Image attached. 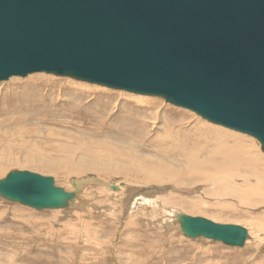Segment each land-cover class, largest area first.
I'll list each match as a JSON object with an SVG mask.
<instances>
[{"label":"rangeland","instance_id":"rangeland-1","mask_svg":"<svg viewBox=\"0 0 264 264\" xmlns=\"http://www.w3.org/2000/svg\"><path fill=\"white\" fill-rule=\"evenodd\" d=\"M35 78L49 79V84L27 86V81ZM50 81L58 83H50ZM80 82L45 73L32 74L26 78L13 77L6 82H0V141L2 140L0 142V158L2 159L0 161L2 162L0 163L3 166L0 171L2 172L0 180L14 171H28L51 177L58 187L70 192H78V198L70 204L69 208L63 210L39 211L0 197V264H264V188L252 192L251 202L240 201L247 188L244 181L247 179L245 162L240 167H236L234 175L221 177L222 180L215 176L219 171V169L216 170L217 167L222 169L224 165L227 166L225 154L237 155L236 159H240L241 155L243 158L249 155L248 158L256 160L264 158V151L261 150V143L257 139L212 124L196 113L175 107L160 97L135 95ZM69 85L72 87L68 88ZM73 85L90 87L94 90L85 92V95H77L79 98H76L73 91H77L74 90ZM38 86L42 87L41 91ZM95 95L99 96L96 98ZM85 96L86 99H84ZM137 96L152 104L149 109L155 110L156 116L150 117L148 115L150 111L144 113L132 107L131 103H137L135 100L138 99ZM91 101L93 103H90ZM26 109L29 111H25ZM164 110L165 118L162 116ZM173 110L176 113L181 112V116L178 118L171 116ZM14 112L18 113L12 114ZM170 118L175 122H169ZM181 123L184 125L186 123L187 127ZM195 124L208 127L212 125L216 131L220 129V133H223L225 137L234 136L237 139L229 140L227 141L229 145H224L211 138L201 140L202 137L196 134L192 138L194 141L183 144L182 135L187 136L179 131L187 133L190 131L188 127ZM224 129L225 132L222 131ZM7 140H10L12 144L6 145ZM139 140H142L143 145L145 143V147L141 145L139 147L137 143L133 148L130 147L132 143ZM200 148L203 150H198ZM232 148L235 151L234 149L231 151ZM156 149H167L173 158L182 156V160L188 165H170L171 169L174 168L172 174L165 170H161L159 174H153L154 180L167 178L165 183L138 184L142 189L155 193H153L154 197H150L151 195L148 196L145 192V197L150 200L151 198L159 200L156 207L153 202H150L134 208L132 204L135 198L130 197L126 203L127 206L120 209L118 202L114 201L115 198H112L110 194L122 193L121 188H125L127 184L131 188L136 186L126 180L127 176H124V172L121 171L123 168L132 169L129 164H126L129 162L121 158L119 159L122 162L119 159L112 161V156H124L127 152L131 158H133L132 155H139L144 160L148 158L155 160L152 153L154 154ZM192 150L195 152L192 153ZM226 150L229 151L228 154ZM114 151H117L116 154ZM202 151L204 153L201 154ZM230 151L236 152L235 155ZM215 152L217 155L219 153L218 156L215 154L216 158ZM197 158L198 160H195ZM178 159L175 160L178 161ZM206 159H210L208 163L206 162L207 164ZM175 160L169 158L164 162L173 164ZM188 160L191 165L193 164L195 172L194 169L190 170L193 167L189 165ZM196 161L197 164L201 162V169H197ZM263 165V161L255 163V167H261L260 169L264 168ZM134 166L135 170L140 168L139 172L148 167L140 163ZM167 167L169 168V165ZM241 167L242 169L245 167L244 170H241ZM153 168L154 166H151L146 171L151 172ZM201 170L203 172L199 173ZM229 170L228 167V173L231 172ZM240 175H244L246 179ZM238 176L240 178H237ZM250 178L252 187L260 186L256 181L257 177ZM89 179L92 182L84 188L83 183L90 181ZM225 179L231 180V188L233 191L236 189V194L226 195L229 190L224 185L227 183V181L224 182ZM75 180H81L78 187L74 186ZM98 181L101 183L98 184ZM80 184L83 185L80 186ZM111 186L117 189L113 191ZM124 195L123 198H126L128 194ZM115 196L122 197L121 194ZM171 200L172 203H170ZM191 204H195V207H190ZM148 209L151 213L147 212ZM169 209L175 213L204 217L218 224L242 226L249 231L251 237L244 249L231 248L202 238L187 239L176 227L177 220L166 211ZM129 222L132 224L126 225ZM71 234H73L72 237H70ZM68 246L72 248L69 249Z\"/></svg>","mask_w":264,"mask_h":264},{"label":"water","instance_id":"water-1","mask_svg":"<svg viewBox=\"0 0 264 264\" xmlns=\"http://www.w3.org/2000/svg\"><path fill=\"white\" fill-rule=\"evenodd\" d=\"M36 73L160 97L264 151V0H0V82ZM4 200L63 210L78 192L28 171ZM187 239L244 249L239 225L178 215Z\"/></svg>","mask_w":264,"mask_h":264},{"label":"bare ground","instance_id":"bare-ground-1","mask_svg":"<svg viewBox=\"0 0 264 264\" xmlns=\"http://www.w3.org/2000/svg\"><path fill=\"white\" fill-rule=\"evenodd\" d=\"M42 78V77H41ZM47 81V82H46ZM49 79H47V80H44V78L43 79H30V81H27V86H29V85H42V83L43 84H49ZM53 81V80H52ZM52 81H50V83L52 82ZM57 81H59V80H57ZM62 82V81H61ZM78 82V81H77ZM52 83H58V82H52ZM81 83V82H80ZM72 84V83H71ZM88 84V83H87ZM86 84V85H87ZM67 85H68V83H67ZM83 85V84H82ZM35 86H34V89L36 90V88H35ZM45 86V85H44ZM56 85L54 84V87H55ZM60 86V85H59ZM62 86H63V84H62ZM74 87V90H76L77 92H74L73 91V95H76V98L80 95V94H82V95H85V92H89V91H91V90H94V89H91L90 87H84V86H78V85H73ZM89 86V85H88ZM26 87V86H25ZM47 87V86H46ZM71 88L72 86H68V88ZM101 87V86H100ZM38 88H39V86H38ZM42 88V87H41ZM41 88H39L40 89V91H41ZM65 88V87H64ZM39 89H37V90H39ZM44 90V89H43ZM68 90V89H67ZM70 90V89H69ZM72 90V89H71ZM104 90V89H103ZM102 90V91H103ZM99 91H101V89L99 90ZM40 94H41V92H40ZM55 94V93H54ZM90 94V93H89ZM88 94V95H89ZM127 94V93H126ZM78 95V96H77ZM87 95V94H86ZM91 95V94H90ZM99 95H103V94H99ZM99 95H95L94 97H98ZM136 95V94H135ZM134 95V96H135ZM125 96H129V95H125ZM131 96V95H130ZM133 96V97H134ZM121 97V96H120ZM132 97V98H133ZM139 97L140 96H137V98L138 99H135L136 101H137V103L136 104H134V103H131L132 104V107H134L135 109H138V111H143L144 113L145 112H147V111H150V114H148V115H150V117H154V116H156V114H155V110H153V109H149V107L152 105L151 103H149V102H147V101H143V100H145V99H143V100H141V99H139ZM73 98V97H72ZM75 98V99H76ZM79 98V97H78ZM84 98V97H83ZM88 98V97H87ZM125 98V97H124ZM141 98V97H140ZM147 98V97H146ZM74 99V98H73ZM72 99V100H73ZM84 99H86V96H85V98ZM94 99V98H93ZM101 99V98H100ZM123 99V98H122ZM128 99H129V97H128ZM98 100V99H97ZM127 100V99H126ZM43 101V100H42ZM45 101V100H44ZM128 101V100H127ZM96 102V101H95ZM98 102V101H97ZM100 102H101V100H100ZM130 102H131V100H130ZM134 102V101H133ZM151 102V101H150ZM90 103H93L92 101L90 102ZM106 103V102H105ZM126 103V102H125ZM91 105V104H90ZM95 105V104H94ZM103 105V104H102ZM141 105H143V106H141ZM155 106V105H154ZM127 107V106H126ZM131 107V109H133ZM45 108V107H44ZM152 108V107H151ZM130 109V108H129ZM25 111H29L28 109H26ZM48 111V110H47ZM133 111H135V110H133ZM172 111V110H171ZM16 113H18V112H14V113H12V114H16ZM21 113H22V111H21ZM26 113H30V112H26ZM37 113V112H36ZM148 113V112H147ZM168 113V112H167ZM170 113V112H169ZM168 113V114H169ZM181 113V112H180ZM180 113H176V111H174L173 110V112H171V116H174V118H178V117H180L181 116V114ZM183 113V112H182ZM140 114H142V113H140ZM164 114H165V110H164V113H162V116L165 118V116H164ZM180 114V115H179ZM22 115V114H21ZM20 115V116H21ZM44 115V114H43ZM46 115V114H45ZM138 115V114H137ZM160 115V114H159ZM147 116V115H146ZM43 117V116H42ZM162 117V118H163ZM169 117V116H168ZM185 119H188V117H185ZM2 122H3V120H1ZM167 121V120H166ZM169 122H175V121H173V120H171V118L169 119ZM179 122V121H178ZM181 125H184V123H181ZM184 126H186L187 127V124L185 123V125ZM211 127H208V126H205V125H203V124H195L194 126H189L188 128H190V131H188L187 133L186 132H182V131H179V133H181V134H184V135H186L187 137H185V136H183L182 135V137H183V141H184V143L183 144H185V142H187V143H190L191 141H194L192 138L194 137V136H196V134L198 135V136H201L202 138H201V140L204 138V139H207V138H211V139H214V140H216V141H219V143L221 142V143H224V145L226 144H228V142L227 141H229V140H231V141H234V140H236L237 139V137H236V139L234 138V136L233 137H225L224 135H223V133H220V129H219V131L217 130L216 131V129H214V128H212V125H210ZM185 128V127H184ZM183 129V128H182ZM187 129V128H186ZM32 130V129H31ZM222 131H224L225 132V129L224 130H222ZM221 131V132H222ZM227 132V131H226ZM230 133H231V131H229ZM1 133V132H0ZM228 133V132H227ZM50 134H52V133H50ZM232 134V133H231ZM147 135V134H146ZM168 135V134H167ZM225 135H227V134H225ZM169 136V135H168ZM59 137H60V135H59ZM241 137V136H240ZM173 138V137H172ZM238 138H239V135H238ZM241 138H243V137H241ZM240 138V139H241ZM59 139V138H58ZM161 139H162V137H161ZM233 139V140H232ZM239 139V140H240ZM167 140V139H166ZM169 140V139H168ZM171 140V139H170ZM210 140V139H209ZM209 140L207 141V142H209ZM2 141V140H1ZM0 141V142H1ZM142 141V140H141ZM141 141L139 140L138 142H134V143H129V144H131L130 145V147H132L133 148V146H134V144L135 143H137V144H139V147H140V145H141V147H145V143H144V145L141 143ZM163 141V140H162ZM183 141H181V142H183ZM206 141V140H205ZM242 141V140H241ZM4 142V141H3ZM7 144L6 145H8L9 146V144H12L11 143V141L10 140H7ZM129 141H127V143H128ZM180 142V141H179ZM213 142V141H212ZM215 142V141H214ZM239 142V141H238ZM243 142H244V140H243ZM151 145L153 144V142H149ZM201 143H202V141H201ZM211 143V142H210ZM217 143V142H216ZM220 143V144H221ZM234 143V142H233ZM128 144V145H129ZM156 144V143H155ZM169 144V143H168ZM178 144V143H177ZM195 144H197V143H195ZM194 144V145H195ZM203 144V143H202ZM205 144V143H204ZM219 144V145H220ZM147 145V144H146ZM174 145V144H173ZM175 145H176V143H175ZM193 145V144H192ZM217 145V144H216ZM229 145V144H228ZM238 146H240L239 144H237ZM245 145V144H244ZM181 146V145H180ZM189 146V145H188ZM196 146V145H195ZM204 146V145H203ZM214 146H215V144H214ZM221 147L223 146V145H220ZM220 146L218 147V148H220ZM235 146V145H234ZM237 146V148H238V150H239V147ZM5 147V146H4ZM62 147V146H61ZM125 147V146H124ZM171 147H172V145H171ZM174 147H176V146H174ZM178 147H179V145H178ZM198 147H200V146H198ZM208 147H209V145H208ZM213 147V146H212ZM245 147V146H244ZM8 148V147H7ZM165 148V147H164ZM169 149H170V147H168ZM185 148H187V147H185ZM204 148V147H203ZM203 148L201 149H198V150H203ZM214 148V147H213ZM224 148H227V146L225 147L224 146ZM223 148V149H224ZM235 148V147H234ZM234 148H232L231 149V151H233V149ZM237 148H235V149H237ZM5 149H6V147H5ZM119 149V148H118ZM117 149V150H118ZM176 149H177V147H176ZM180 149V148H179ZM191 148H189V150H190ZM196 149V148H195ZM207 149V148H206ZM215 149V148H214ZM222 149V150H223ZM235 149H234V151H235ZM246 149H247V147H246ZM59 150V149H58ZM181 150V149H180ZM186 150H188V148L186 149ZM197 150V151H198ZM216 150H220L221 151V149H216ZM227 150H230V149H227ZM226 150V152H227V154L229 153V151H227ZM237 150V151H238ZM248 150V149H247ZM247 150H246V152H247ZM250 150V149H249ZM251 150H252V148H251ZM254 150V149H253ZM257 150V149H256ZM262 150V149H261ZM260 150V151H261ZM2 151H3V149H2ZM8 151V150H7ZM119 151V150H118ZM125 151V150H124ZM182 151V150H181ZM180 151V152H181ZM194 150H192V153H194L193 152ZM205 151V150H204ZM208 151V150H207ZM212 151V150H211ZM219 151V152H220ZM231 151H230V153H231ZM240 151H242V150H240ZM115 152V154H116V152L117 151H114ZM132 152V151H131ZM135 152V151H134ZM149 152V151H148ZM179 152V153H180ZM184 152H185V150H184ZM188 152V151H187ZM199 152V151H198ZM198 152H197V154H198ZM218 152V151H217ZM225 152V153H226ZM251 152V151H250ZM151 153V152H150ZM173 153V152H172ZM186 153V152H185ZM190 153H191V151H190ZM190 153H188L189 154V156L191 155ZM202 153H204L203 151L201 152V154ZM210 153V152H209ZM221 153H223V152H221ZM236 153V152H235ZM235 153H231V154H234L235 155ZM238 153V152H237ZM239 153H243V152H239ZM238 153V154H239ZM123 154V153H122ZM184 154V153H183ZM211 154V153H210ZM215 154H216V152L214 153V156H215ZM4 155V154H3ZM63 155V154H62ZM132 155V154H131ZM152 155L156 158H154L155 160H150V158H148L147 159V157H146V159L147 160H144L143 158H141V157H139V155H132L133 156V158H131L130 157V155L129 154H127V152L126 153H124V156L122 155V156H118V157H116L115 155H113L112 156V158H111V160L112 161H115L116 159H119V158H121V159H125L126 161H128L129 163H126V164H129V166H131L132 167V169L130 170V169H126V168H123V167H121V168H123L121 171L122 172H124V176H127L126 178V180H129V182L132 184V185H135L136 187L135 188H131L128 184L125 186V188L123 187V188H121V191H123L122 193H118L119 194V196H120V194L122 195V197H117V196H115V195H118V194H110V196H112V198H115V199H113L114 201H117L118 202V204H119V206L121 207L120 209H123V208H125L127 205H126V203L129 201V199H130V197H132V198H135L134 200H135V202H134V204H132L133 206H134V208L136 207H141L142 206V204L144 205V204H148V203H154V207H156L157 205H158V203H159V200L157 201V199H154V198H151L152 200H150V199H147L146 197H145V194L146 193H148V196H150V197H154V195H153V193L154 192H150V190H146L145 188H141L140 186H138V184L139 185H141V183H146V184H149V183H151V184H158V183H165L166 182V179L167 178H160V179H156V180H154L153 179V174H159L160 172H161V170H165L166 172H169L170 174H172L173 172H174V168L173 169H171L170 168V165H174V164H176V165H184L185 163H184V161L182 160V156H180V155H178V156H180V158L178 159V158H173V156L170 154V151H167V149H162V150H159V149H156V151L154 152V154L152 153ZM187 155V154H186ZM193 155V154H192ZM206 155V154H205ZM218 155H219V153H218ZM217 154H216V156H218ZM224 155V154H223ZM244 155V154H243ZM102 156V155H101ZM199 156V155H198ZM214 156H212V157H214ZM216 156H215V158H216ZM225 156H226V158H225V163L227 164V166H225L224 165V167L221 169V167L220 168H216V170L217 169H219V171H218V173H217V175H215L217 178H221V177H228V176H230V175H234V174H236L235 172H234V170L236 169V167H240V165H242L244 162L246 163V165H247V168H246V178H245V176L243 177L242 175H240V177H243V178H245L246 180H244L245 181V183L247 184V185H245V187L247 186V188L245 189V191L243 192V195H242V197L240 198V201H250L251 202V200H250V198H251V194H252V192L254 193V192H256V191H259V189L261 190L262 188H264V183H263V180H264V175H260V173H264V168L263 169H260V168H258V167H255V163H259V162H264V158L262 157V158H259V157H257V158H259V159H261V160H256V159H254V158H251V157H247V156H249V155H247L246 156V158H243V157H241L240 156V159H236L235 157L237 156V155H235V156H229V154L228 155H226L225 154ZM245 156V155H244ZM258 156H260V154H258ZM263 156V155H262ZM97 157V156H96ZM191 157V156H190ZM195 157V156H194ZM196 157H197V155H196ZM203 157V156H202ZM211 157V158H212ZM220 157H221V155H220ZM239 157V156H238ZM252 157H254V155L252 156ZM167 160V159H172V160H175V159H178V161L177 160H175L174 162H173V164H168L167 162H164L165 161V159ZM206 158H208V157H206ZM1 159V158H0ZM164 159V160H163ZM2 160V159H1ZM120 160V159H119ZM192 160V159H191ZM194 160V159H193ZM195 160H198V158L197 159H195ZM208 160H210V159H208ZM207 159L205 160V163L208 161ZM218 160V159H217ZM42 161V160H41ZM189 161L190 160H188V163H189ZM201 161V160H200ZM0 162H2V161H0ZM120 162H122L121 160H120ZM185 162H187V161H185ZM192 162V161H191ZM194 162V161H193ZM203 162V161H202ZM212 162V161H211ZM215 162V161H214ZM222 162V161H221ZM43 163V162H42ZM100 163V162H99ZM137 163H140V164H142V165H145V166H148V167H145L144 168V170L143 171H141V172H139L140 170V168H138L137 170H135L134 168H135V166H134V164H137ZM169 165V168L167 167V165ZM170 163V162H169ZM208 163V162H207ZM206 163V164H207ZM213 163V162H212ZM219 163H220V161H219ZM224 163V164H225ZM2 163H0V171L2 170L1 168H3V166L1 165ZM119 164V163H118ZM121 164V163H120ZM195 164H197V161H196V163ZM201 162L199 163V164H197V166H195V167H197V169H201ZM108 165V164H107ZM117 165V164H116ZM121 165H124V164H121ZM186 165V164H185ZM188 165V164H187ZM186 165V166H187ZM189 165H191V163H189ZM193 165V164H192ZM191 165V166H192ZM199 165H200V167H199ZM203 165H205V164H203ZM202 165V166H203ZM209 165V164H208ZM213 165V164H212ZM219 165H222V164H219ZM258 165V164H257ZM260 165V164H259ZM114 166V165H113ZM120 165H118V167H119ZM127 166V165H126ZM151 166H154V168L151 170V172H148V171H146V169L147 168H149V167H151ZM210 166V165H209ZM264 166V165H263ZM99 167V166H98ZM103 167V166H102ZM105 167V166H104ZM108 167V166H107ZM143 166H141V168H142ZM193 168H190V170H192V169H194V166H192ZM205 167V166H204ZM203 167V168H204ZM228 167H229V171H231L230 173H228L227 171H228ZM246 167V166H245ZM244 167V168H245ZM54 168V167H53ZM61 168V167H60ZM83 168V167H82ZM209 168V167H208ZM244 168L242 169V167H241V170H244ZM57 169V168H56ZM105 169V168H104ZM187 169V168H186ZM256 169V170H255ZM60 170V169H59ZM139 170V171H138ZM148 170V169H147ZM150 170V169H149ZM203 170V169H202ZM198 171L199 173H202L203 171ZM211 170V169H210ZM88 171V170H87ZM120 171V172H121ZM193 171V170H192ZM233 171V172H232ZM89 172V171H88ZM110 172V171H109ZM194 172H195V169H194ZM198 172H197V174H198ZM214 172V171H213ZM245 172V171H244ZM2 173V172H1ZM0 173V174H1ZM117 173H118V171H117ZM239 173V172H238ZM241 173V172H240ZM120 175V174H119ZM206 175V174H205ZM168 176V175H167ZM224 177V178H225ZM239 176L237 177V178H240ZM250 177H257V179H256V181L258 182V184H260V186H257L256 188H254V187H252L253 185H250ZM235 178V177H234ZM242 178V179H243ZM250 178V179H249ZM253 179V178H252ZM3 180V179H2ZM90 180V179H89ZM95 180V179H94ZM93 180V181H94ZM186 180V179H185ZM221 180H222V178H221ZM240 180V179H239ZM80 182H81V180H79ZM79 181H77V180H75V182H74V186L75 187H78V185H79ZM218 181V180H217ZM225 181H227V183L225 182ZM231 180L230 179H225L224 180V182L226 183V184H224L227 188H228V190H229V192L226 194V195H229V196H231V193H235L236 192V189H235V191H233V188H231L232 187V183L230 182ZM237 181V180H236ZM90 182H92L91 180L90 181H86V183H83V184H80V186L81 185H83V187L84 188H86L87 186H89L88 185V183H90ZM96 183V182H95ZM98 184H100L101 183V181H98L97 182ZM107 183V182H106ZM213 183H215V182H213ZM103 184V183H102ZM205 184V183H204ZM219 184H223L222 182H219ZM109 185V184H108ZM238 185V184H237ZM219 186H221V185H219ZM107 187H110V186H107ZM112 187V190L114 191V190H116L117 188L116 187H113V186H111ZM82 188V187H81ZM223 188V187H222ZM77 189V188H76ZM83 189V188H82ZM81 189V190H82ZM111 189V188H110ZM220 189V188H219ZM218 189V190H219ZM167 190V189H166ZM184 191V190H183ZM222 191H224V190H222ZM146 192V193H145ZM261 192V191H260ZM128 194V195H126V198H123V196H125L124 194ZM155 194V193H154ZM236 194V193H235ZM257 194V193H256ZM238 196L240 197V194H238ZM253 196V195H252ZM254 197V196H253ZM97 198V197H96ZM155 198H157V197H155ZM94 199V198H93ZM256 201H257V199H255ZM184 201V200H183ZM239 201V200H238ZM254 201V200H253ZM91 202V201H90ZM109 203V202H108ZM170 203H172V200H171V202ZM254 203V202H253ZM130 204V203H129ZM98 205V204H97ZM102 205V204H101ZM150 205V204H149ZM76 206V205H75ZM117 206V205H116ZM162 206V205H161ZM96 207V206H95ZM115 207V206H114ZM190 207H195V204H191V206ZM101 208V207H100ZM144 208V207H143ZM99 210V209H98ZM128 210V209H127ZM161 210V209H160ZM92 211H94V210H92ZM109 211H111V210H109ZM112 211L114 212V210L112 209ZM112 211H111V213H112ZM121 211V210H120ZM124 211V210H123ZM151 210H147V212L148 213H151L150 212ZM168 213H169V215H171V216H173L174 217V219H176L177 220V228H178V230H180V226H179V220H178V215H180V213L178 212H172V210H166ZM90 212V211H89ZM103 212H105V211H103ZM125 212V211H124ZM131 212V211H130ZM163 212V211H162ZM125 213H127V212H125ZM124 213V214H125ZM147 213V214H148ZM116 214V213H115ZM143 212H142V216H143ZM110 215V214H109ZM105 216V215H104ZM107 217V216H106ZM145 217V216H144ZM167 217V216H166ZM110 218V217H109ZM113 218V217H112ZM147 219H148V217H146ZM108 219V218H107ZM144 219V218H143ZM169 220V219H168ZM129 221V220H128ZM166 221V220H165ZM152 222V221H151ZM173 222V221H172ZM91 224V223H90ZM99 224V223H98ZM132 224V222H129L128 224H126V225H131ZM167 224V223H166ZM172 224V223H171ZM167 225H169L170 226V224H167ZM69 227V226H68ZM73 227V226H72ZM128 227V226H127ZM126 227V228H127ZM75 231V230H74ZM78 232V231H77ZM98 232V231H97ZM96 233V232H95ZM94 233V234H95ZM256 233V232H255ZM88 234V233H87ZM104 234V233H103ZM252 234V233H251ZM65 235V234H64ZM72 235L73 234H71V236L70 237H72ZM82 235V234H81ZM80 236V235H79ZM259 236V235H258ZM81 237V236H80ZM82 238V237H81ZM75 239V238H74ZM73 239V240H74ZM86 239V238H85ZM264 239V238H263ZM77 240V239H76ZM87 240V239H86ZM192 240V239H191ZM93 241V240H92ZM67 242V241H66ZM69 242V241H68ZM90 242V241H89ZM96 242V241H95ZM250 242V241H249ZM247 244V243H246ZM68 245V244H67ZM66 247V246H65ZM99 247V246H98ZM229 247V246H228ZM68 248H69V246H68ZM72 248V247H71ZM71 248H69V249H71ZM232 248V247H231ZM67 259V258H66Z\"/></svg>","mask_w":264,"mask_h":264}]
</instances>
